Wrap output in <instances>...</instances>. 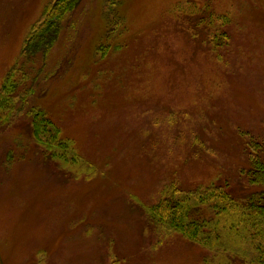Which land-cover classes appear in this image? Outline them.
Masks as SVG:
<instances>
[{
  "label": "rangeland",
  "instance_id": "rangeland-1",
  "mask_svg": "<svg viewBox=\"0 0 264 264\" xmlns=\"http://www.w3.org/2000/svg\"><path fill=\"white\" fill-rule=\"evenodd\" d=\"M118 1L120 48L96 54L104 3L84 1L35 99L81 163L46 158L24 113L0 131V264H201L207 251L179 235L155 246L143 205L167 183L249 191L244 144L264 140V0ZM47 2L0 0V84Z\"/></svg>",
  "mask_w": 264,
  "mask_h": 264
},
{
  "label": "trees",
  "instance_id": "trees-1",
  "mask_svg": "<svg viewBox=\"0 0 264 264\" xmlns=\"http://www.w3.org/2000/svg\"><path fill=\"white\" fill-rule=\"evenodd\" d=\"M84 1L88 0H48L0 84V131L13 128L24 113L34 144L65 169L82 160L35 99L45 96L47 84L54 78L50 73L51 50L61 34L75 27L73 17ZM103 3L105 41L96 47L101 58L106 51L120 48L110 38L125 31L121 2ZM182 6L188 5L176 8L185 13ZM244 153L248 166L240 174L249 187L247 193L235 194L227 182L189 189L167 183L153 205H143L149 225L158 233L155 246L162 242L161 236L179 235L207 251L201 264H264V140L251 137L244 144ZM111 264L123 263L117 259Z\"/></svg>",
  "mask_w": 264,
  "mask_h": 264
}]
</instances>
